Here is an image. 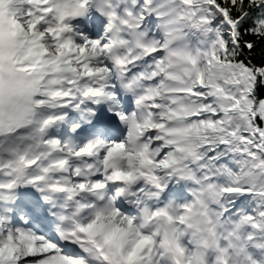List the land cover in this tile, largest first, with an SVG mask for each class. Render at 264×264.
Masks as SVG:
<instances>
[{
	"label": "snow or ice",
	"instance_id": "1",
	"mask_svg": "<svg viewBox=\"0 0 264 264\" xmlns=\"http://www.w3.org/2000/svg\"><path fill=\"white\" fill-rule=\"evenodd\" d=\"M0 264H264V0H0Z\"/></svg>",
	"mask_w": 264,
	"mask_h": 264
}]
</instances>
